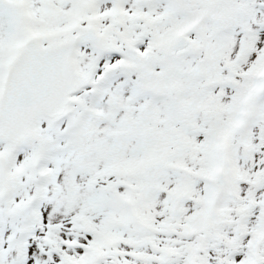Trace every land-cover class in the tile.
I'll return each instance as SVG.
<instances>
[{"label":"snow or ice","instance_id":"obj_1","mask_svg":"<svg viewBox=\"0 0 264 264\" xmlns=\"http://www.w3.org/2000/svg\"><path fill=\"white\" fill-rule=\"evenodd\" d=\"M0 264H264V0H0Z\"/></svg>","mask_w":264,"mask_h":264}]
</instances>
